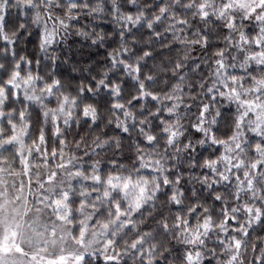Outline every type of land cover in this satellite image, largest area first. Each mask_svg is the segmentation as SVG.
I'll return each instance as SVG.
<instances>
[{
    "label": "clouds",
    "instance_id": "clouds-1",
    "mask_svg": "<svg viewBox=\"0 0 264 264\" xmlns=\"http://www.w3.org/2000/svg\"><path fill=\"white\" fill-rule=\"evenodd\" d=\"M200 3L207 6V18L199 15ZM181 18L184 23L178 22ZM54 25L55 40L41 46L42 27ZM217 51L223 66L212 63ZM261 52L262 0H0V67L25 62L24 74L16 78L22 87L6 108L8 86L0 77V133L8 132L11 114L20 141L8 147L0 139V195L11 202L9 208L15 204L21 210L27 197L30 215L41 217L39 231L26 227L16 238L25 252L12 253L17 264H34L29 251L48 256L71 252L80 255L77 264H113L105 259L109 255L118 256L115 264H145V258L147 264H225L222 257H231L227 264H264V224L249 223L242 207L243 202L264 206V177L259 190L248 191L226 170L228 179L214 181L212 173L192 164L205 149L222 163L224 146L231 147L233 161L256 158L254 146L264 145ZM38 76L43 78L39 83ZM50 78L58 81L51 93L44 86ZM106 79L115 81L110 90L99 86ZM224 83L237 91L224 89ZM89 86L90 92H81ZM132 94L137 103L130 104ZM114 102L123 107L117 111ZM259 151L264 153V147ZM148 157L159 159L152 166L161 170L159 176L168 175L169 184L161 183L154 198L137 209L134 226L145 247L133 250L128 247L133 231L113 227L117 217L109 203L121 202L127 212V201L101 193L109 174H148ZM62 159L69 163L56 169L54 182L45 181ZM147 180L151 189L158 176ZM53 197L62 201L63 219L48 206ZM193 204L212 218L207 230L195 220L191 230L199 231L196 238L178 230L174 219L177 213L187 216ZM225 207L236 217L235 230L224 219ZM45 222L55 237L44 233ZM81 227L86 229L83 244ZM106 238L114 244L105 247ZM184 249L193 251L191 262L183 258Z\"/></svg>",
    "mask_w": 264,
    "mask_h": 264
},
{
    "label": "snow or ice",
    "instance_id": "snow-or-ice-1",
    "mask_svg": "<svg viewBox=\"0 0 264 264\" xmlns=\"http://www.w3.org/2000/svg\"><path fill=\"white\" fill-rule=\"evenodd\" d=\"M264 2V0H262ZM74 6V5H73ZM230 5L226 2L224 7L227 9ZM198 8L200 9L199 15L202 18H207L209 16V11L207 9V6L205 3H200L198 5ZM179 23H184V20L181 18ZM56 24L61 23V21L57 20L55 21ZM57 35V30L55 28V25L50 29H45L42 27L40 33H39V40L41 42V46L44 44H51ZM260 55L264 56V52H261ZM220 52L217 51L215 53V59L212 61L214 64H219L220 66H223V60L219 59ZM54 60V57H53ZM37 65L40 64V61L36 59L34 61ZM115 62V61H113ZM123 62V61H122ZM24 61H19L15 66H5L0 67V77H3V83L8 86L7 88V95L9 97L8 101L3 102V107H8L9 102L11 101V97L18 95V89L22 87V85H19L17 83V77L21 74H24ZM27 63L31 65L33 63V60L30 58ZM179 63L177 62L176 67L179 68ZM137 71H140V68L137 67ZM43 78L38 76L37 82L39 83L40 80ZM233 81L235 77H232ZM25 84H27V80L25 81ZM58 84V81L54 79H49L45 82V87L51 93L54 91V85ZM101 88L110 90L111 87L115 86V81L111 79H106L102 84L99 85ZM223 88L229 90L232 93H235L237 89L235 86H230L228 83L223 84ZM138 90L140 92L144 91V85L141 84L138 86ZM91 91V87L88 88H82V93H88ZM120 89H117V92H119ZM223 94V93H221ZM150 95L155 98V92H150ZM103 99V98H102ZM239 99V97H238ZM137 97L132 94L130 99V104L137 103ZM153 102L155 100L153 99ZM244 104L249 103H255V101H249V100H242L241 101ZM61 110L64 108L63 101L59 105ZM112 107L119 111L123 105L113 103ZM83 111L87 113V106H84ZM200 111H203V108L200 109ZM41 115H46V113H41ZM4 116V113L0 111V119H2ZM25 117V113L23 110L19 111L18 118L23 120ZM53 119L55 120L56 117L53 115ZM7 127L8 132L7 133H0V139L4 140L5 146H12L13 144H19V137L16 134V118L11 117L7 120ZM40 138L43 139V133L41 132ZM149 141L152 140V137L149 136L147 138ZM213 144H219V141L212 140ZM261 147H264V145H255L254 150H256V158L249 160V161H233L231 158V147L224 146V149L219 153L220 161L222 163H218L217 161V154L216 153H209L205 154L203 157L198 159H193L192 164L193 166L199 165L201 168H204L206 171L213 174L214 181H222L225 179H228V176L226 175V172L228 174H234L233 179L237 180L240 185L245 187L248 191L252 190H259V181L261 180V177H264V159H260L264 153H261L259 149ZM17 153H22V146L16 148ZM53 153L56 152V149H52ZM46 155V153H45ZM22 161L25 162V158L21 155ZM144 157L137 156V160L143 162ZM47 162V161H45ZM69 162L67 160H61L60 163H58L55 168L46 176H44L45 181L54 182L55 177L57 175V168L63 167L65 164H68ZM153 163H160L159 159L156 161H152L151 157H148V163L144 164V167L149 168L150 172L148 174H141L137 173L135 176L131 173H125L123 176H121L119 173L117 174H109V176L105 179V184L107 187L105 190L101 193V195L105 198H110L112 196L120 195L123 201H127L129 210L126 212L124 208L121 207V202H116L114 200L109 199V203L111 206V209L114 211L115 216L117 217V222L114 223L113 227L117 226L118 224L122 227L124 231H133L134 239L130 242L128 247L132 248L133 250L137 249V247L144 248L145 246L142 244V237L137 234L136 229L139 226H134V220H135V213L138 208H140L145 201L149 199H153L156 192H158L160 188V184L163 183L165 185L169 184V177L168 175L159 176L160 169L153 168ZM226 170V172H225ZM148 175H157L158 176V182L155 184L153 188L148 187ZM177 182H180L181 177L177 175L176 177ZM100 178L96 177V180L98 181ZM31 179H29V189H31ZM111 189V191H109ZM21 192H23V186L21 185ZM64 196H67V193H63ZM169 195L171 197L175 196V192L170 191ZM240 195L239 190L234 193V196L238 199ZM21 197L18 194L16 196V200H19ZM213 199L218 204L219 203V196L218 194L213 195ZM38 203L40 201H37ZM11 203L10 201L6 200L2 195H0V264H17V261L12 257V253L15 252L17 254H25L24 248L21 244L17 242V237L20 235L21 231L25 229L26 227L28 229H36L37 231L40 230L39 222L41 220V217L39 216H31V208L28 206L29 202L27 200V197H24V208L21 210L20 207L13 204L11 208L8 207V204ZM62 201L59 197H53L50 199L49 207H55V217L57 219H63L61 217L59 212V207L61 205ZM242 207L245 210L249 223L254 222H260L261 224H264V206L261 204H257L255 207L250 206L248 203L243 202ZM235 211V209H233ZM187 216H184L182 213H177L174 217L175 219V227L179 230L181 228L184 229L185 234H190L193 238H196L199 236V231H192V225L194 224L195 220L199 219V229L207 230L211 226V216H208L207 209H202L196 204H193L191 208H188L187 210ZM197 213H200L199 217H197ZM224 219L227 223L233 224V230H235V216H229L227 207L224 208ZM164 228H167V220L164 221L163 224ZM86 232V229L84 227H81L79 235L81 239L79 240V243L83 244V238L84 234ZM44 233L46 235L51 234L53 237H55V229L51 228L47 222H45V228ZM235 243H238V241H235V238H233ZM114 244V241L111 238H106L104 240L105 247L111 246ZM114 251H119L118 249H114ZM29 260L33 261L34 264H77V262L81 259L80 255H74L71 252L67 253H60L52 256L45 255L43 253H36V252H27L26 253ZM199 255V251L197 250L196 256ZM70 257H74L73 259H70ZM183 258L189 262H191L194 259L193 251L190 249H184L183 251ZM105 259L108 261L113 262L115 264V261L118 259V256L116 255H109L105 256ZM224 259L225 264H227V261L231 259V257H222ZM145 264H147V260L145 258Z\"/></svg>",
    "mask_w": 264,
    "mask_h": 264
},
{
    "label": "trees",
    "instance_id": "trees-1",
    "mask_svg": "<svg viewBox=\"0 0 264 264\" xmlns=\"http://www.w3.org/2000/svg\"><path fill=\"white\" fill-rule=\"evenodd\" d=\"M35 57H33V60L35 61ZM208 153V150L207 149H205L203 152H202V154H201V156L203 157V155H205V154H207Z\"/></svg>",
    "mask_w": 264,
    "mask_h": 264
}]
</instances>
